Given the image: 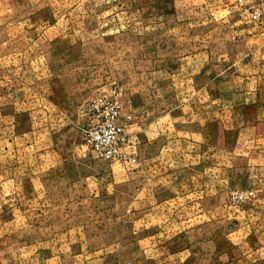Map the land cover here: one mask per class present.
Listing matches in <instances>:
<instances>
[{
	"label": "rangeland",
	"instance_id": "rangeland-1",
	"mask_svg": "<svg viewBox=\"0 0 264 264\" xmlns=\"http://www.w3.org/2000/svg\"><path fill=\"white\" fill-rule=\"evenodd\" d=\"M245 10L0 0V264H264V120L243 118L264 114V37ZM99 101L135 162L83 140Z\"/></svg>",
	"mask_w": 264,
	"mask_h": 264
},
{
	"label": "built area",
	"instance_id": "built-area-1",
	"mask_svg": "<svg viewBox=\"0 0 264 264\" xmlns=\"http://www.w3.org/2000/svg\"><path fill=\"white\" fill-rule=\"evenodd\" d=\"M241 1L238 0V2ZM250 16L252 20L259 22L261 12L255 9ZM98 103L95 105V112L91 115L90 121L80 130L86 145L97 157L105 161L135 162V159L130 158L122 149L124 126L116 123V104L102 101Z\"/></svg>",
	"mask_w": 264,
	"mask_h": 264
},
{
	"label": "crops",
	"instance_id": "crops-1",
	"mask_svg": "<svg viewBox=\"0 0 264 264\" xmlns=\"http://www.w3.org/2000/svg\"><path fill=\"white\" fill-rule=\"evenodd\" d=\"M211 3H221L224 5L230 4V3H235L239 5H243L246 10L245 12L251 13L252 11L259 10L261 12V19L258 22V24L254 25L258 32L257 36L259 37H264V0H242L241 2H238V0H209ZM255 28V29H256ZM256 113H259L258 111ZM264 113V112H263ZM261 115V116H260ZM244 119H249V120H264V114H252V116L248 117L243 115ZM259 126V125H258Z\"/></svg>",
	"mask_w": 264,
	"mask_h": 264
}]
</instances>
